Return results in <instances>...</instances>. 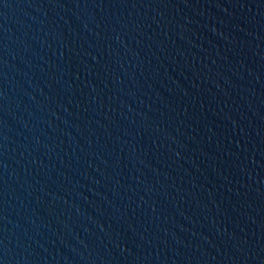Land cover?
Here are the masks:
<instances>
[{"label": "water", "instance_id": "95a60500", "mask_svg": "<svg viewBox=\"0 0 264 264\" xmlns=\"http://www.w3.org/2000/svg\"><path fill=\"white\" fill-rule=\"evenodd\" d=\"M0 264H264V0H0Z\"/></svg>", "mask_w": 264, "mask_h": 264}]
</instances>
